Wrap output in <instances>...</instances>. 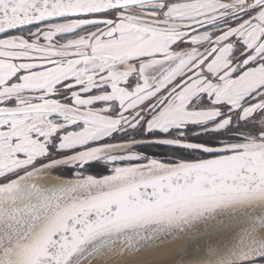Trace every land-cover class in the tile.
I'll return each instance as SVG.
<instances>
[{
	"label": "snow or ice",
	"instance_id": "snow-or-ice-1",
	"mask_svg": "<svg viewBox=\"0 0 264 264\" xmlns=\"http://www.w3.org/2000/svg\"><path fill=\"white\" fill-rule=\"evenodd\" d=\"M173 240L264 264V0H0V264Z\"/></svg>",
	"mask_w": 264,
	"mask_h": 264
},
{
	"label": "bare ground",
	"instance_id": "bare-ground-1",
	"mask_svg": "<svg viewBox=\"0 0 264 264\" xmlns=\"http://www.w3.org/2000/svg\"><path fill=\"white\" fill-rule=\"evenodd\" d=\"M54 179V176L45 175L40 178V182L51 183ZM185 244L184 240H174L135 254L116 252L103 259L89 261L88 264H171L179 259V249Z\"/></svg>",
	"mask_w": 264,
	"mask_h": 264
},
{
	"label": "water",
	"instance_id": "water-1",
	"mask_svg": "<svg viewBox=\"0 0 264 264\" xmlns=\"http://www.w3.org/2000/svg\"><path fill=\"white\" fill-rule=\"evenodd\" d=\"M174 241V240H173ZM186 243H187V241L186 240H184ZM168 242H170V241H168ZM165 243H167V242H165ZM164 244V243H163ZM161 245V244H160ZM171 264H176V261L174 262V263H171Z\"/></svg>",
	"mask_w": 264,
	"mask_h": 264
}]
</instances>
